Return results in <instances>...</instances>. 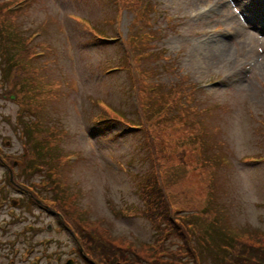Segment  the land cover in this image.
I'll return each instance as SVG.
<instances>
[{
	"label": "rangeland",
	"instance_id": "374dc122",
	"mask_svg": "<svg viewBox=\"0 0 264 264\" xmlns=\"http://www.w3.org/2000/svg\"><path fill=\"white\" fill-rule=\"evenodd\" d=\"M20 4V8H11L9 3L1 8L0 24L3 23L6 36L2 35L1 27L0 139H10L9 144H2L4 151L16 156L9 158L23 159L29 152L33 154L22 168L26 179H21L31 182L38 175H45L48 168L42 162V155L50 161L48 155L52 150L60 151L53 174L58 173L62 181L75 187L72 189L81 191L77 196L72 195L71 201L67 200L70 209H64L65 214L70 218L79 217L91 234L105 236L108 227L116 245H130V240L142 251L138 254L145 258L154 253L150 245L154 244L159 228L141 214L128 213H134L129 210L133 207H144L139 195L140 185H137L149 174L153 165L152 151H156L159 160L162 157L169 165L163 180L165 205L158 206L159 214L164 219L166 207L184 208L178 219L188 228V246L196 254L195 259L183 256L177 260L167 254L158 258L167 261L162 264H249L253 259L233 247L236 244L240 247L242 241H246V245L264 248V158L249 157L250 153L264 152V0H83L67 20L68 25L63 21L60 6L54 7L43 0H22ZM80 15L90 17L92 23ZM149 30L153 33L150 40ZM28 32H36V37L26 36ZM72 33H89L108 43H115V35L120 33L124 52L111 55L85 48L81 43L87 36L83 34L75 39L76 50L72 56L79 66H73L68 46ZM129 34L139 41L136 62L141 61L135 67L150 69L145 79L156 86L158 96L161 95L160 100L156 97L155 114L166 108L164 102L172 105V111L161 115L157 123L148 124L144 117L146 123L142 126L147 131L168 128L169 137L166 139L167 134L160 132L155 149L144 139L146 131L141 128H128L116 138L105 134L95 140L86 139L85 131H80L84 120L90 127L112 123L114 109L103 104L104 98L125 111L131 108L142 111L136 106L138 101L144 102L134 98V84L128 74L129 67H125L135 52L131 39L123 37ZM149 42L165 48V57H169L167 65L161 62L162 58L147 62L141 57ZM118 48L116 45L106 47L110 51ZM151 48L156 50L155 46ZM118 68L124 71L111 72ZM82 82L86 83L81 85ZM191 82H195L196 87ZM11 85L22 107L30 113V119L25 113L17 112L18 101L3 95L5 88ZM145 90L149 91V87ZM184 90L189 91L185 98L175 96L176 92ZM173 97L181 103L172 101ZM194 106L199 111L194 112ZM84 114L88 115L87 119ZM134 115L129 117L136 120ZM21 117L23 123L26 122L23 125H20ZM119 119L126 124L129 121L122 114ZM71 129L74 141L82 150L79 165L75 147L57 137ZM49 138L54 142H50L51 148L44 152L42 144ZM27 146L30 150L23 151ZM214 151L220 153L221 163ZM38 152L41 158L35 156ZM107 154L118 160H108ZM192 155L211 159V170L204 178L189 167L204 172L203 159H188ZM187 159L189 166L185 164ZM33 160L38 163L34 164ZM109 161L120 173L109 168ZM41 163L42 171L29 177L28 168H38ZM4 166L0 164V176ZM13 168L19 169V165ZM161 168L165 167L153 165L164 178ZM63 196L65 198V192ZM125 207L127 213L121 211ZM21 210L27 211V207ZM36 211L37 208H33L20 224L2 230L0 239L16 234L15 229L18 232L27 222L36 225V221H40L37 216L40 212ZM214 213H220V217L209 216ZM19 214L13 215L19 218ZM44 215L40 214L44 222L50 219L56 224L54 217ZM59 226H63L61 222ZM56 231L62 235L60 229L54 228L43 229L42 233L57 239ZM207 234L214 236L211 240L208 238L210 244L205 239ZM122 235L129 240L121 238ZM59 240L68 250L64 239ZM178 243H181L179 238L167 237L164 241L167 253L172 249L170 253L176 255ZM9 248L3 241L0 249L6 253ZM94 254L98 261L106 260ZM116 258L125 263L120 255ZM11 260L12 257L4 263L11 264ZM147 260L143 259L141 264H149Z\"/></svg>",
	"mask_w": 264,
	"mask_h": 264
},
{
	"label": "flooded vegetation",
	"instance_id": "af4514ba",
	"mask_svg": "<svg viewBox=\"0 0 264 264\" xmlns=\"http://www.w3.org/2000/svg\"><path fill=\"white\" fill-rule=\"evenodd\" d=\"M4 172L9 176V171ZM17 174H13L15 175L16 182H13V184L7 183L11 186L10 190L7 193L4 191L0 192V206L3 207L4 210H7V220L12 217L14 212L18 211L17 214L20 213L19 219L23 221L24 214L28 211V207L25 205L28 199L25 197L33 198V195H31L29 191L26 193L23 192L24 187L22 183L18 181L23 172H17ZM41 191H43V189H41ZM12 196H16V199ZM42 198L44 199L45 195H42ZM23 206L27 207V211L21 210ZM5 224L6 221L0 222V225L4 227ZM14 236L13 247L17 249L16 253H22L24 255V264H41L43 262L44 264H64V260L67 258V255L63 253V244L54 238H44L39 235H33V237L30 238L25 234H15ZM23 245L24 248L21 247Z\"/></svg>",
	"mask_w": 264,
	"mask_h": 264
},
{
	"label": "trees",
	"instance_id": "16d2710c",
	"mask_svg": "<svg viewBox=\"0 0 264 264\" xmlns=\"http://www.w3.org/2000/svg\"><path fill=\"white\" fill-rule=\"evenodd\" d=\"M3 27V26H2ZM0 28H1V26H0ZM44 145V144H43ZM47 145V144H46ZM53 156V157H52ZM51 157V163L53 164V166H52V168L53 167H55V168H57L56 166H57V164L59 163V161H58V159H55V158H57V156L56 155H51L50 156ZM59 157V156H58ZM63 160L61 159L60 160V163L62 162ZM56 163V164H55ZM56 166H55V165ZM57 171V170H56ZM58 174V173H57ZM55 180V179H54ZM56 181V180H55ZM72 188H75L74 186H70L67 182H66V180H65V186L63 185L62 187H61V189H57V193L55 192L54 194L55 195H57V199H58V206L59 207H61V209L63 208L64 209V207L61 205V200L60 199H62L63 200V195H64V192H65V201H67L68 199H70V198H72V195H74V196H77V194H76V192L78 193V192H80L81 193V191H79V190H77V189H72ZM154 192L156 193V195L154 196V198L155 199H159L160 197H161V191L159 190V189H154ZM142 194L144 195V197H145V201H146V209H144V213H148V215L150 216V217H152V218H157V212H156V210L151 206L152 204H150V197H149V195L151 194H149L148 193V189H147V187L146 186H144L143 188H142ZM214 215V219L216 218H218L219 216H220V213H214L213 214ZM209 216H211V215H209ZM71 217V216H70ZM88 219V218H87ZM72 220L74 221V229L78 232V235H80V230L82 231L81 233H83V231L84 232H88V230H87V227H88V225H86V223L84 224V221H82L80 218H78V219H76V218H73L72 217ZM100 221V220H99ZM182 224H180V226H181ZM173 229H174V231H175V233H178L182 238H183V241H184V244H185V249H186V251L189 253V254H192V252L190 251V247L188 246V241H187V239H186V235L182 232V231H179V225H174L173 226ZM94 231V230H93ZM185 232V231H184ZM89 234H91L90 232H88ZM219 233H221L222 234V232H219ZM98 234H100V233H98ZM98 234H96V237L97 238H100L99 237V235ZM103 235H105V236H101V234H100V236H101V238H102V240L105 242V244L109 247V248H111L112 249V244L113 245H115V243H113V239L111 238V237H113L112 235H111V233H110V230H109V228L108 227H106V230H105V232H104V234ZM209 235V237H210V239H212L214 236H212L211 234H208ZM104 237H105V239H104ZM121 238H127L128 239V237H125V236H123L122 235V237ZM129 240V239H128ZM83 243H84V246L87 248V249H89V250H94L95 248H97V246H99V248H101L106 254L107 253H109L110 252V250H109V248H107V247H105L103 244H100L96 239H95V241H93V240H91V239H88V238H85V241H83ZM129 243H130V246H129V249H131V250H133V247H134V244L129 240ZM243 243V244H242ZM242 243H239V244H242L240 247L238 246V244H236L233 248L234 249H236L237 250V252H239V253H243V251L246 253V255H247V257H249V258H251V259H253V260H250L249 262V264H264V248L263 247H261V246H256V245H254V246H250V245H246V244H244V243H246V241H242ZM116 246V245H115ZM96 250V249H95ZM94 250V251H95ZM134 251V250H133ZM98 254H99V256H102V255H100V253H99V251L97 252ZM121 254H122V252H120ZM134 256H137L138 255V253H136V252H133L132 253ZM140 255V254H139ZM133 256V257H134ZM141 256V255H140ZM135 259L136 260H138V258L137 257H135Z\"/></svg>",
	"mask_w": 264,
	"mask_h": 264
},
{
	"label": "bare ground",
	"instance_id": "6f19581e",
	"mask_svg": "<svg viewBox=\"0 0 264 264\" xmlns=\"http://www.w3.org/2000/svg\"><path fill=\"white\" fill-rule=\"evenodd\" d=\"M240 20H241V19H240V18H238V24H241ZM248 24H249V23H248ZM247 26H248V25H247ZM247 26H246V27H247Z\"/></svg>",
	"mask_w": 264,
	"mask_h": 264
}]
</instances>
